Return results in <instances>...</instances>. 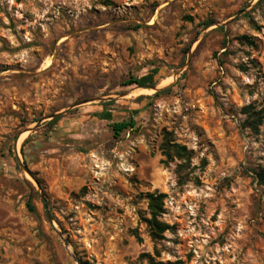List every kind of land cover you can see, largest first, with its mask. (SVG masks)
<instances>
[{"label":"rangeland","instance_id":"1","mask_svg":"<svg viewBox=\"0 0 264 264\" xmlns=\"http://www.w3.org/2000/svg\"><path fill=\"white\" fill-rule=\"evenodd\" d=\"M155 68L159 96L123 85ZM251 105L264 108V0H0V264H148L156 249L264 264V118L250 129ZM165 131L194 153L184 184ZM149 192L166 195L158 242Z\"/></svg>","mask_w":264,"mask_h":264},{"label":"trees","instance_id":"2","mask_svg":"<svg viewBox=\"0 0 264 264\" xmlns=\"http://www.w3.org/2000/svg\"><path fill=\"white\" fill-rule=\"evenodd\" d=\"M209 25V23H205ZM241 43H247L249 45H254V42L247 35H243L238 38ZM159 73V69L155 68L150 73L143 75L141 77H133L130 80H127L123 85H136L143 88H151L157 86L156 77ZM162 93V90L155 92L151 97L159 96ZM150 97V96H147ZM243 113L247 116L246 123L247 126L253 131H258L259 125L262 123L264 118V108L261 110L255 111L254 106H247L243 109ZM103 116L104 119H110L111 114L105 113ZM58 118L52 120L50 123H55ZM136 125V121L133 117L126 121L115 122L112 125V129L115 136H120L122 132L128 129H133ZM161 150L163 156L166 157L167 163L173 162L174 160L179 161L177 164L176 174L178 175L179 184H184L188 181L186 177L185 169L191 165V159L194 156L192 150H189L187 146L179 144L175 141L173 132L165 131L163 133V141L161 144ZM19 163L18 158H15ZM255 179L259 186L264 187V167L258 166L254 170ZM24 183L28 185L31 190H34L32 183L24 178ZM147 204H148V214L149 216L144 218V222L149 230L151 238L158 242L164 239V234L171 229V226L162 219L163 214L165 213V199L166 195L160 192H149L146 194ZM31 211H35V208L32 204H28ZM135 235L138 233L135 231ZM139 238V236H137ZM140 239V238H139ZM156 256L151 255L150 253L143 254V257L147 259L148 264H185L184 261L178 259L175 261H162L157 260L156 257L160 256V252L156 249Z\"/></svg>","mask_w":264,"mask_h":264},{"label":"water","instance_id":"3","mask_svg":"<svg viewBox=\"0 0 264 264\" xmlns=\"http://www.w3.org/2000/svg\"><path fill=\"white\" fill-rule=\"evenodd\" d=\"M142 88H143V87H142ZM150 89L154 90L155 92L161 90L160 88H157V87H151ZM55 116H57V114H55V115L52 116V117H55ZM18 160H19V158H18ZM19 163H20V165L22 166V169H23V170H24V171L30 176L31 180H33V182L35 183V185H36V187H37V190H38V193H39V196H40V200H41L42 205H43V207H44V209H45L46 216H47V218H48V220H49V223L51 224V226L53 227V229L56 231V233L59 235V237L63 240L65 247L69 250V242H68V240L65 239V238L63 237L62 232L59 231V230L55 227V225H54V220H53V218H52V216H51V213H50V210H49V207H48V203H47V199H46L45 195H44V194L42 193V191H41V187H40V184H39L38 180L34 177V175L32 174V172L28 169L27 166L24 165L23 162H21V161L19 160ZM70 253H71V252H70ZM71 256H72L73 260H74L77 264H82V262L79 260V258H78L75 254L71 253Z\"/></svg>","mask_w":264,"mask_h":264},{"label":"bare ground","instance_id":"4","mask_svg":"<svg viewBox=\"0 0 264 264\" xmlns=\"http://www.w3.org/2000/svg\"><path fill=\"white\" fill-rule=\"evenodd\" d=\"M168 81V80H167ZM143 92V91H142ZM146 92V91H145Z\"/></svg>","mask_w":264,"mask_h":264}]
</instances>
